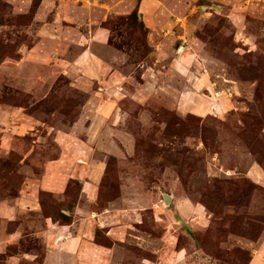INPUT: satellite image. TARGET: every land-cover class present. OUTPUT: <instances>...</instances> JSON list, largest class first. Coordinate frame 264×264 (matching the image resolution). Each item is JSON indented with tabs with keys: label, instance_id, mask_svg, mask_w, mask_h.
Returning <instances> with one entry per match:
<instances>
[{
	"label": "rangeland",
	"instance_id": "1",
	"mask_svg": "<svg viewBox=\"0 0 264 264\" xmlns=\"http://www.w3.org/2000/svg\"><path fill=\"white\" fill-rule=\"evenodd\" d=\"M165 196L203 217L167 228ZM106 209L122 246L264 264V0H0V264H55L43 219Z\"/></svg>",
	"mask_w": 264,
	"mask_h": 264
},
{
	"label": "crops",
	"instance_id": "2",
	"mask_svg": "<svg viewBox=\"0 0 264 264\" xmlns=\"http://www.w3.org/2000/svg\"><path fill=\"white\" fill-rule=\"evenodd\" d=\"M90 152H93L92 149ZM78 163L80 164V162ZM96 172L98 173L97 170ZM65 181L66 177H63L60 185L56 188L57 191L52 192L57 193L59 188V191L65 190ZM88 185L93 186V182L89 180L83 183V195L87 194L88 201L91 202V197L93 195L95 197V193L92 196L89 195ZM34 189L35 187L29 195H25L26 192L21 193L19 202L23 206L20 209L34 213L39 212L40 205L38 199H35ZM176 202L177 212L172 221L174 225L170 222L167 228H179V223H192L191 220L195 217H203L202 206L193 205L188 201L178 204V201L172 197V203ZM68 216L73 217L72 225L63 226L55 223L52 219L44 218L41 231H35L37 233L33 234L46 245L45 250L48 253L46 260L53 259L55 264H187L188 262L190 255L187 254L188 249L184 246H180L182 247L180 249L177 246H122L129 243L130 237L141 239L131 231L132 223L125 210L106 209L99 213L78 210ZM16 219L18 221L19 216ZM22 227L23 225L20 228ZM98 230H104L105 236L112 246L96 243ZM19 232L17 231L16 234L6 238L5 242L15 243L20 235ZM257 253L258 256L261 254L264 256V244Z\"/></svg>",
	"mask_w": 264,
	"mask_h": 264
},
{
	"label": "trees",
	"instance_id": "3",
	"mask_svg": "<svg viewBox=\"0 0 264 264\" xmlns=\"http://www.w3.org/2000/svg\"><path fill=\"white\" fill-rule=\"evenodd\" d=\"M130 20H134L136 23V25L140 28V29H143V30H147L146 28H145V25H144V23L143 22H141V21H139V12L138 11H136V12H134L131 16H130V18H129ZM73 212H74V209H73ZM61 217H62V220H56L55 221V219L54 218H52V217H45V218H49V219H52L55 223H59V224H61V225H63V226H69V225H72V223H73V217L72 216H68V215H66L65 213L63 214V213H61Z\"/></svg>",
	"mask_w": 264,
	"mask_h": 264
},
{
	"label": "water",
	"instance_id": "4",
	"mask_svg": "<svg viewBox=\"0 0 264 264\" xmlns=\"http://www.w3.org/2000/svg\"><path fill=\"white\" fill-rule=\"evenodd\" d=\"M171 202H172V197L171 196H165V203L167 205H170Z\"/></svg>",
	"mask_w": 264,
	"mask_h": 264
}]
</instances>
